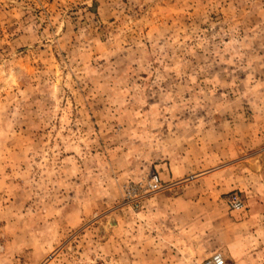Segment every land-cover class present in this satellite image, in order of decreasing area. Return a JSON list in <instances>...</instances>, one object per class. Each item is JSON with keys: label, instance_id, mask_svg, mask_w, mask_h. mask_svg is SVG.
Returning <instances> with one entry per match:
<instances>
[{"label": "rangeland", "instance_id": "obj_1", "mask_svg": "<svg viewBox=\"0 0 264 264\" xmlns=\"http://www.w3.org/2000/svg\"><path fill=\"white\" fill-rule=\"evenodd\" d=\"M263 163L264 0H0V264H264Z\"/></svg>", "mask_w": 264, "mask_h": 264}, {"label": "crops", "instance_id": "obj_2", "mask_svg": "<svg viewBox=\"0 0 264 264\" xmlns=\"http://www.w3.org/2000/svg\"><path fill=\"white\" fill-rule=\"evenodd\" d=\"M236 163H237V165L236 164L235 165L237 167L236 166L232 167L233 169L230 171V174H229V181H228L229 188L232 190L237 189V190L243 192L244 189L248 190L249 187H254L253 182L255 184V187H258V184H256V182L254 180H258V177L261 178V175H258V173H254V172L250 171V169L248 168V163H249L248 160H241V161H237ZM253 164H255V166H256L255 168L258 169L259 166H258L257 162L253 161L252 165ZM263 169H264V163H263ZM249 171H250V173H248ZM224 172L225 171L217 172V174L214 173V176L215 175L216 176L221 175V173H224ZM206 175H208V174H206ZM204 176H205V174H204ZM249 176H250V178H249ZM263 176H264V172H263ZM261 180H262V178H261ZM261 182H264V181H261ZM246 185H249L247 189H246ZM254 195H256V194H253L251 192L250 196L252 198L248 201V203H249V205H251V207L253 204H255V199L253 197Z\"/></svg>", "mask_w": 264, "mask_h": 264}, {"label": "built area", "instance_id": "obj_3", "mask_svg": "<svg viewBox=\"0 0 264 264\" xmlns=\"http://www.w3.org/2000/svg\"><path fill=\"white\" fill-rule=\"evenodd\" d=\"M149 187L152 191H159L161 189V180L159 176L154 175L151 178ZM200 264H226V259L224 258L223 254L216 253L209 260L202 262Z\"/></svg>", "mask_w": 264, "mask_h": 264}, {"label": "bare ground", "instance_id": "obj_4", "mask_svg": "<svg viewBox=\"0 0 264 264\" xmlns=\"http://www.w3.org/2000/svg\"><path fill=\"white\" fill-rule=\"evenodd\" d=\"M255 164H253L252 166H253V168H255V166H254Z\"/></svg>", "mask_w": 264, "mask_h": 264}]
</instances>
